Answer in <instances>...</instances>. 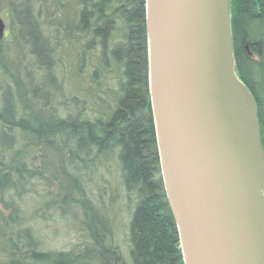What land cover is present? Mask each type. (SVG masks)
<instances>
[{"label":"trees","instance_id":"1","mask_svg":"<svg viewBox=\"0 0 264 264\" xmlns=\"http://www.w3.org/2000/svg\"><path fill=\"white\" fill-rule=\"evenodd\" d=\"M26 3L29 17L27 21L16 19L15 39L17 47L29 50L30 59L40 72L42 83L34 87L31 84L32 97L45 106L38 104V112L34 113L30 111L32 99H24L23 94L21 99L11 87L2 93L0 203L11 211L10 220L15 226L19 208L13 204V191L20 192L30 180L42 177L37 168L29 166L25 155L29 148L43 144L55 133L67 138L61 150L69 149L68 143L73 142L70 156L61 158L64 172L68 168L78 172L80 162L85 168L99 162L100 168L108 169L116 160L123 189L129 200L134 198L135 207L129 225V262L113 240L108 219H98L96 214L92 222L94 242L82 250L45 251L32 228L14 227L10 255L2 264H185L162 179L149 91L146 0H54L53 43L43 34L38 17ZM230 15L235 72L257 103L264 150V3L230 0ZM29 29L34 35L25 36L23 32ZM63 43L79 44L77 59L89 66L93 117L87 113V101L77 95H62L63 85L55 68L57 48ZM116 81V106H107L102 100L106 110L100 112V87H105L104 94L109 95ZM49 89L62 95L66 110L56 116L51 107L47 121L42 113L55 98ZM22 137L31 144L25 150H16ZM69 179L60 187L64 193L62 204H67L72 186L84 196L77 175H69Z\"/></svg>","mask_w":264,"mask_h":264},{"label":"water","instance_id":"2","mask_svg":"<svg viewBox=\"0 0 264 264\" xmlns=\"http://www.w3.org/2000/svg\"><path fill=\"white\" fill-rule=\"evenodd\" d=\"M146 19L162 179L184 263L264 264V150L257 103L234 68L230 0H146ZM226 83L247 99L257 135L233 120Z\"/></svg>","mask_w":264,"mask_h":264},{"label":"rangeland","instance_id":"3","mask_svg":"<svg viewBox=\"0 0 264 264\" xmlns=\"http://www.w3.org/2000/svg\"><path fill=\"white\" fill-rule=\"evenodd\" d=\"M26 2L30 5L34 15L38 17L43 34L49 38L51 43L54 41L55 29L52 24V19L56 18L54 0H0V17L5 24L4 35L0 37V102L3 91L6 87H11L21 99L23 94L24 99L33 100L30 111L36 113L38 104L42 108L45 106L44 102H37L32 97L31 84L34 87L42 83L39 81L40 72L31 61L29 50H21L17 47L15 39L16 19L27 21L29 17L28 12L25 11ZM262 31L264 33V29ZM23 34L25 36L34 35L30 29ZM70 46L68 43L58 46L59 55L55 75L63 85V97L77 95L80 99H84L87 101V113L93 117L95 115L90 110L93 98L89 95L90 69L88 65L81 64L77 59L79 44ZM32 77L35 78L34 82L30 81ZM100 88L102 89L100 91V112H104L105 105L112 108L116 106L119 87L116 81L109 95L104 94L105 87ZM49 90L55 98L53 97V100L47 103L42 113L47 121L51 118L53 109L51 107L55 108L56 116L63 115L66 110L61 103L62 95L57 94L53 89ZM102 100L106 102L105 105ZM27 139L22 137L16 150H25V147L31 144ZM66 141L65 136L51 134L43 144L29 148L30 150L25 155L29 166L34 170L37 168L42 173V177L30 180L25 189L20 192L13 191V204L19 208L15 226L10 220L11 211L0 203V264L4 262L7 255H10L11 229L13 230L16 226L32 228L41 248L45 251L67 252L91 247L94 242L92 222L96 214L95 217L98 219L100 216L108 219L113 240L129 262V225L135 201L133 197L129 200L126 196L117 161L114 160L116 163H111L108 169L100 168L99 162H94L95 164L88 168L80 162L78 172L71 168L64 172L61 158H68L69 149L73 148V142H69V149L61 150ZM73 174L80 179L84 196L81 197L78 188L72 186L69 191L72 194L67 204H62L64 193L60 191V187L70 181L69 175L74 176Z\"/></svg>","mask_w":264,"mask_h":264},{"label":"bare ground","instance_id":"4","mask_svg":"<svg viewBox=\"0 0 264 264\" xmlns=\"http://www.w3.org/2000/svg\"><path fill=\"white\" fill-rule=\"evenodd\" d=\"M245 91V88L242 87ZM226 97L228 108L233 120L240 126L246 128L250 133L257 135V124L254 115L251 113L248 101L240 93L226 83Z\"/></svg>","mask_w":264,"mask_h":264},{"label":"flooded vegetation","instance_id":"5","mask_svg":"<svg viewBox=\"0 0 264 264\" xmlns=\"http://www.w3.org/2000/svg\"><path fill=\"white\" fill-rule=\"evenodd\" d=\"M262 3H264V0H262Z\"/></svg>","mask_w":264,"mask_h":264}]
</instances>
